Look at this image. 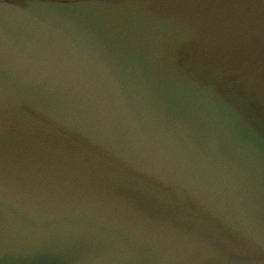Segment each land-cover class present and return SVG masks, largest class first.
<instances>
[{"label": "water", "instance_id": "water-1", "mask_svg": "<svg viewBox=\"0 0 264 264\" xmlns=\"http://www.w3.org/2000/svg\"><path fill=\"white\" fill-rule=\"evenodd\" d=\"M0 264H264V0H0Z\"/></svg>", "mask_w": 264, "mask_h": 264}]
</instances>
